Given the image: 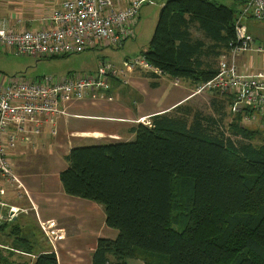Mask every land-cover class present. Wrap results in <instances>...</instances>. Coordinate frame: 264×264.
Segmentation results:
<instances>
[{
	"label": "trees",
	"instance_id": "16d2710c",
	"mask_svg": "<svg viewBox=\"0 0 264 264\" xmlns=\"http://www.w3.org/2000/svg\"><path fill=\"white\" fill-rule=\"evenodd\" d=\"M164 2L144 57L196 87L213 80L238 42L245 3L239 11L208 0ZM207 95L223 100L213 99L207 113L181 105L134 127L132 142L77 147L66 157V194L102 206L119 232L98 241L93 264H129L142 253L143 264H264V141L243 124L251 111L235 112L223 93ZM9 258L0 252V264ZM36 264L58 257L48 252Z\"/></svg>",
	"mask_w": 264,
	"mask_h": 264
},
{
	"label": "built area",
	"instance_id": "2783aa9c",
	"mask_svg": "<svg viewBox=\"0 0 264 264\" xmlns=\"http://www.w3.org/2000/svg\"><path fill=\"white\" fill-rule=\"evenodd\" d=\"M158 0H65L54 8L47 29H23V21L11 17L0 23V52L7 48L17 55L35 58H65L98 47L122 48L126 42L136 40V23L141 8L156 4ZM264 22V0H246L237 23L238 42L229 55L219 62L216 77L195 87L192 96L230 94L234 111H251L244 121L264 117V72H243L238 59L246 52L264 53L256 47L247 33L244 19ZM138 71L158 78L168 76L154 68L143 56L127 59L119 69L102 62L94 73H72L64 78L43 77L36 81L17 80L0 74V227L12 224L29 210L18 203L31 202L30 193L17 173L15 156L24 149L41 148L35 139L50 127L56 135L55 118L64 115L73 101L111 100L112 81L127 84L128 73ZM143 124L151 126L150 122ZM42 232L55 247L64 240L56 230L55 222H39ZM110 264V263H107Z\"/></svg>",
	"mask_w": 264,
	"mask_h": 264
},
{
	"label": "crops",
	"instance_id": "0c3cea01",
	"mask_svg": "<svg viewBox=\"0 0 264 264\" xmlns=\"http://www.w3.org/2000/svg\"><path fill=\"white\" fill-rule=\"evenodd\" d=\"M64 1L0 0V23L8 22L11 17H17L23 21V29H47L52 10ZM164 1L159 11L164 6ZM208 1L235 7L239 11L246 2V0ZM142 19L143 15L135 25L136 29ZM193 33L196 38L201 37L196 29ZM253 38L254 48L264 47L263 44L256 46L257 39L254 36ZM104 48L108 47H98L91 51ZM252 53L256 51L245 54ZM242 56L239 62L241 70L257 73L254 70V60L252 58L248 60L249 57L244 54ZM98 68L99 65L88 73H94ZM125 80L127 84L117 80L112 81L111 100L71 102L67 105L66 113L54 119L56 135L53 136L48 127L44 129L40 138L35 139L38 145L52 143L51 147L47 148V152H50V160L46 174L27 172L21 174L17 171L21 174L32 200L18 203L21 208L29 210L28 214H22L6 229L0 230V252L10 257V264H36L38 257L48 252L56 253L59 264H93L98 241L116 240L119 232L107 226L106 213L102 206L66 194L60 181L61 172L68 167L66 157L77 147L107 141L132 142L136 138L132 129L143 124V121L150 122L153 116L172 112L181 105L198 106L201 101L199 96H192L196 85L191 81L177 80L169 75L158 78L138 71L128 73ZM115 96L119 102L114 100ZM200 97L208 100L205 105H201L208 109L207 111L211 110L213 99L223 100L221 95ZM227 111L233 113L230 106ZM247 115L252 117L254 114ZM231 120L230 115L227 123ZM260 120L259 123H264V117ZM254 132L259 133L258 137L261 141L257 139L258 143L264 141V132L260 133L258 130ZM27 151L29 149L25 148L23 154L18 153L15 156L17 170L18 160L26 158L24 156H27ZM40 221L55 222L56 230L59 234H63L65 239L57 242L53 247L42 232Z\"/></svg>",
	"mask_w": 264,
	"mask_h": 264
},
{
	"label": "rangeland",
	"instance_id": "374dc122",
	"mask_svg": "<svg viewBox=\"0 0 264 264\" xmlns=\"http://www.w3.org/2000/svg\"><path fill=\"white\" fill-rule=\"evenodd\" d=\"M162 2L163 0H158L156 4H146L141 8L140 16L143 15V19L140 26L135 30L137 33V38L136 40L126 42L122 48L108 47L102 50H94L78 55H71L66 58L51 59L35 58L27 55H17L16 53L11 52L8 48L7 50L5 49V51L1 49L0 74L6 75L7 77H15L19 81L24 80L29 82L36 81L38 78L43 77L64 78L72 73L85 74L90 70H93L102 62L111 63L115 67L122 69L123 63L127 59H140L149 49L150 42L156 29V22H158L160 12L159 8ZM243 24L248 28V32L251 37L253 38L254 36L257 39L256 46H260V44H263L264 46V23L256 20L244 19ZM244 55L249 57L248 60L251 58L254 60L255 72H264V53L259 54L256 52ZM225 97L230 98L231 100L234 99L230 94H225ZM199 98L201 101H199L198 106L193 105V107L201 109L207 113V109L201 107V105H205L208 100L200 96ZM114 100L119 102L116 96L114 97ZM256 119L244 121L243 124L249 130H258L260 133H263L264 123L261 124L259 123L260 119ZM133 140H135V138ZM256 141L257 139L255 142ZM35 142L38 143L36 140ZM51 144L52 143H45L43 146L39 143V145L43 147L38 152H35V150L27 151V156H24L26 158L23 160H18L19 166L18 170H16L21 174L24 172L29 174H46L49 164L48 160H50V152H47V148L51 147ZM217 221L219 223H216L215 227H213L212 233H210V235L215 238H217L215 233L216 229L218 228L219 224L222 226V221L220 219ZM55 229H57V226ZM26 235L28 234L26 233ZM35 251L37 250L35 249ZM148 257V255L142 253L136 260L131 261L129 264H143L144 261L148 260Z\"/></svg>",
	"mask_w": 264,
	"mask_h": 264
}]
</instances>
